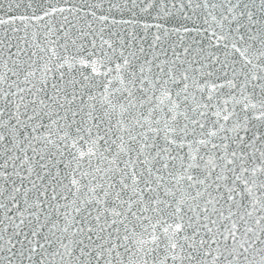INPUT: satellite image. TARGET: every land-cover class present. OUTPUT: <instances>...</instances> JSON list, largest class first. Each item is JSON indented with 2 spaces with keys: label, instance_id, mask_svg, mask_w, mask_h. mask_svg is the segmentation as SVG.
I'll return each mask as SVG.
<instances>
[{
  "label": "snow or ice",
  "instance_id": "snow-or-ice-1",
  "mask_svg": "<svg viewBox=\"0 0 264 264\" xmlns=\"http://www.w3.org/2000/svg\"><path fill=\"white\" fill-rule=\"evenodd\" d=\"M0 264H264V0H0Z\"/></svg>",
  "mask_w": 264,
  "mask_h": 264
}]
</instances>
